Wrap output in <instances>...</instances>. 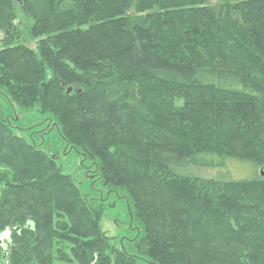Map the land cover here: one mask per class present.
<instances>
[{"label":"trees","instance_id":"obj_1","mask_svg":"<svg viewBox=\"0 0 264 264\" xmlns=\"http://www.w3.org/2000/svg\"><path fill=\"white\" fill-rule=\"evenodd\" d=\"M19 2L46 36L0 49L2 83L17 105L57 117L140 234L130 250L115 244L102 208L0 108V264H264V201L234 192L264 176L185 169L264 164V0H0V27ZM175 93L187 100L183 127L148 101L171 106ZM123 111L151 135L122 138Z\"/></svg>","mask_w":264,"mask_h":264},{"label":"rangeland","instance_id":"obj_2","mask_svg":"<svg viewBox=\"0 0 264 264\" xmlns=\"http://www.w3.org/2000/svg\"><path fill=\"white\" fill-rule=\"evenodd\" d=\"M209 1L216 2L217 0ZM21 3L22 2L14 4L16 17L13 18L12 25L6 27V29L5 27H0V49L8 46L18 47L19 44L34 48L35 45L46 36L45 33L34 34L32 30L34 19L29 13L21 9ZM46 76L51 78V72L47 71ZM2 84V79L0 78V108L5 116L12 115V121L16 132L22 134L30 142L47 151L49 155L57 156L56 161L61 166L62 171L72 174L83 194L91 199L93 205L102 208L103 214L100 222L102 229L107 235L113 237L112 241L115 244L125 245L128 250H130V248L132 249V245L134 246L135 241L140 234L139 229L137 224L133 223L131 220V209L129 208L125 197L114 192L113 189L100 180V172L96 164L97 161L90 159L87 154H84L82 149L78 147L79 144L69 142V140H66L62 136L60 129H58L57 117H54V115H51L50 113L42 112V103L35 102V104L30 107H21L13 101V93L16 92V89L13 91V89H9L8 86ZM39 84L42 83L39 82ZM78 87V84H72L68 88H65V91L69 92L71 89ZM147 93L151 95L150 91ZM175 94L176 95H173L171 100V106L175 110L161 99L160 96L159 98L154 97V101L149 99L148 101L150 105L155 108L154 112L158 119L160 117L167 123L177 126L187 125L188 122L186 119H183L179 115L184 109L187 100L179 93L178 95L177 93ZM16 95L22 97L23 93L22 91H17ZM23 98L24 97L20 99ZM123 115L122 130H124V132L121 135L122 138H137V134L151 135L153 132L150 128L146 129L147 126L138 124L128 112L123 111ZM73 119L75 120L76 118ZM77 122L79 121L77 120ZM135 129L137 132L134 131ZM188 134L193 138L192 133ZM74 138H78L79 141H81L80 137L74 135ZM87 148L90 149L89 147ZM91 148L96 150L99 149L98 146L92 145ZM226 164V167L229 168V172L223 167L218 168L217 170L215 167L197 164L188 165L185 169L192 170L202 176H213L219 172L226 177L232 176L237 180H241L253 179L259 176V168L262 165H257L253 161L239 160L235 158L227 159ZM255 184H248L245 187L239 186L234 189V192L246 199L258 198L264 201V185ZM176 185L182 186V182L177 183ZM142 191L146 192V189H142ZM202 217L203 221L212 219L206 214H202ZM5 239H7V237L3 239V242ZM56 264L67 263L57 262ZM141 264L154 263L149 258H143Z\"/></svg>","mask_w":264,"mask_h":264},{"label":"water","instance_id":"obj_3","mask_svg":"<svg viewBox=\"0 0 264 264\" xmlns=\"http://www.w3.org/2000/svg\"><path fill=\"white\" fill-rule=\"evenodd\" d=\"M17 1H21V0H17ZM259 174L261 176H264V165L259 168ZM15 228L18 229L19 227L16 226ZM8 235H9V231L8 230H5V231L0 233V244L3 243V239L5 237L8 238ZM5 255H6V253L3 254V258H5Z\"/></svg>","mask_w":264,"mask_h":264}]
</instances>
